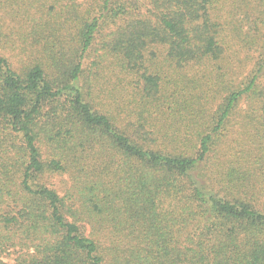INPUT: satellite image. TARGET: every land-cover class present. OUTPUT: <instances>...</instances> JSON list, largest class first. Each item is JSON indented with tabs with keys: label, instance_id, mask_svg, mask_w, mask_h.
Returning <instances> with one entry per match:
<instances>
[{
	"label": "trees",
	"instance_id": "obj_1",
	"mask_svg": "<svg viewBox=\"0 0 264 264\" xmlns=\"http://www.w3.org/2000/svg\"><path fill=\"white\" fill-rule=\"evenodd\" d=\"M228 1L230 17H256L249 74L210 72V92L186 76L165 83L166 66L183 78L222 64ZM0 5L14 25L0 17V264H264V0ZM96 43L136 75L135 120L85 82ZM9 45L28 66H13ZM236 120L244 150L227 148ZM56 174L69 177L64 194Z\"/></svg>",
	"mask_w": 264,
	"mask_h": 264
},
{
	"label": "rangeland",
	"instance_id": "obj_2",
	"mask_svg": "<svg viewBox=\"0 0 264 264\" xmlns=\"http://www.w3.org/2000/svg\"><path fill=\"white\" fill-rule=\"evenodd\" d=\"M228 6L233 9V5L228 1L224 12L225 16L222 15L221 18L227 41L226 45L229 47V51L222 64L218 65L216 63H208V65H190L184 69V74L182 73L183 78L178 73H175L174 69L166 66L164 78L165 83H174L175 81L183 82L186 76L189 80L200 81L203 87H205L204 84L208 85L204 89L205 91L210 92L214 89L213 81L209 78L210 72H214V74L222 73V76L227 82L231 81L230 79L233 76L231 73H233L235 78L239 81L244 79L249 74L250 70L254 66V63L257 61L258 54L260 53V45L256 46V42H246L245 34H247L248 38H253L255 35L254 29H257V26L253 23V21L256 17L252 16L248 20L239 19L237 16L236 18H232L228 14ZM233 10L235 11V8ZM3 12L4 9H2V6L0 5V17H4L7 24L14 26L9 22L13 19L6 15H2ZM240 17H244L243 12H240ZM234 26L238 27L239 34L237 31H233ZM258 30L261 35L264 31V22H258ZM16 31H18V28ZM7 35H11V32H7ZM12 36H18L17 32L15 35L12 34ZM6 39L9 38L6 37ZM100 40L101 38L99 37L98 42ZM9 47L1 49L2 52L10 58L13 66L17 70L28 66L31 62L29 54L23 52L18 45H9ZM99 49L100 48L96 43L94 50L86 56L85 76L87 78L85 79V82L91 85V88L94 91V96L98 102L101 103V105L105 106L106 109L110 110L121 119L127 120L129 118V121L132 118L135 120V111L137 107V101L135 99V96L137 95L135 94L137 84L136 75L134 73H127L120 70L118 66L115 65L114 59L110 56L103 58V51ZM163 57L164 55L162 54V50L160 51L159 49L158 60L163 61ZM220 100L221 99L218 100L217 104ZM215 106L216 105H214V107ZM160 117L161 116L159 115L156 121H159ZM240 126V122L236 120L228 128V131L225 132V135L229 137L227 148L232 146L236 148V150H244L248 148V146L246 147L245 133L242 131ZM0 134L4 135L3 133ZM18 142L19 139H17V143ZM50 183H52V186L57 189L60 194H64L70 180L65 174H56L51 177ZM14 259L15 256L11 255L5 257L4 261L6 264H12Z\"/></svg>",
	"mask_w": 264,
	"mask_h": 264
}]
</instances>
